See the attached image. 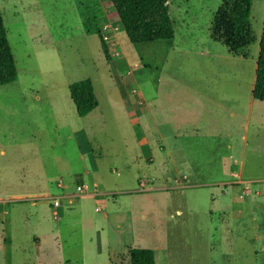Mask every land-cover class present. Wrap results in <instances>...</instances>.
Listing matches in <instances>:
<instances>
[{
    "label": "rangeland",
    "instance_id": "obj_1",
    "mask_svg": "<svg viewBox=\"0 0 264 264\" xmlns=\"http://www.w3.org/2000/svg\"><path fill=\"white\" fill-rule=\"evenodd\" d=\"M166 3L173 38L131 44L108 3L0 0L16 70L0 86V264H128L138 247L155 264H264V101L249 106L264 0L245 58L209 38L220 0ZM81 79L84 117L67 91Z\"/></svg>",
    "mask_w": 264,
    "mask_h": 264
},
{
    "label": "trees",
    "instance_id": "obj_2",
    "mask_svg": "<svg viewBox=\"0 0 264 264\" xmlns=\"http://www.w3.org/2000/svg\"><path fill=\"white\" fill-rule=\"evenodd\" d=\"M112 8V17L131 44L170 40L173 22L168 15L166 0H99ZM251 0H220L212 13L209 38L221 44L226 51L245 58L247 47L253 43L254 34L249 23ZM99 46L106 61L110 60L108 48L97 33ZM16 79L13 58L5 37L0 16V86ZM69 99L78 117H84L97 107V100L89 79L67 85ZM253 99L264 101V18L258 41L254 80L250 91ZM128 264H155L153 252L148 248H131Z\"/></svg>",
    "mask_w": 264,
    "mask_h": 264
},
{
    "label": "crops",
    "instance_id": "obj_3",
    "mask_svg": "<svg viewBox=\"0 0 264 264\" xmlns=\"http://www.w3.org/2000/svg\"><path fill=\"white\" fill-rule=\"evenodd\" d=\"M106 28H107V26L106 25H104L102 28H101V34L102 33H105L106 35H108V40L111 38V36L113 35L114 36V33H113V31L111 30V27L109 28V29H107L106 30ZM116 27H113V29H115ZM127 39V38H126ZM105 43H106V46H107V48H108V50H110L109 48H110V46H115V42H113V41H105ZM114 48V47H113ZM109 52V55L111 54L110 53V51H108ZM253 80H254V78H253ZM252 84H253V81H252ZM251 88H252V86H251ZM251 91V90H250ZM140 97V100L142 101V102H144V98H143V96L142 95H140L139 96ZM134 98H136V97H134ZM254 100H256V99H253L252 97H251V99H250V101H249V106H251V105H253V102H254ZM257 101H259V100H257ZM143 106V105H142ZM142 106L139 108V107H136L135 108V111L136 112H141V109H143L142 108ZM138 111H137V110ZM157 138H158V141L159 142H161V145H162V148H161V150L163 151H165L167 154H168V151H167V149H166V147H165V145H164V143H163V137L161 136V134L159 133V132H157ZM143 139H145V138H143ZM169 158H170V156H169ZM170 163H171V165H174V161H172V160H170ZM80 185H82V183H80ZM84 187V186H83ZM97 208V207H96ZM6 230V229H5ZM5 231H4V228H3V225H2V236H4V234H5V236H6V233H4ZM33 239L35 240V241H39V237L38 236H33ZM4 240V239H3ZM3 243H4V241H3ZM127 260H128V257H127Z\"/></svg>",
    "mask_w": 264,
    "mask_h": 264
},
{
    "label": "built area",
    "instance_id": "obj_4",
    "mask_svg": "<svg viewBox=\"0 0 264 264\" xmlns=\"http://www.w3.org/2000/svg\"><path fill=\"white\" fill-rule=\"evenodd\" d=\"M101 37H102V39L104 40V41H106V40H108V35H106L105 33H102L101 34ZM58 186H59V184H58ZM77 188V190H80L81 189V187H76ZM50 205L53 207V210H52V215L54 216V217H57L59 214H58V212H57V207L59 206V201H58V198H55V197H53V198H51V202H50ZM97 209V208H96Z\"/></svg>",
    "mask_w": 264,
    "mask_h": 264
}]
</instances>
